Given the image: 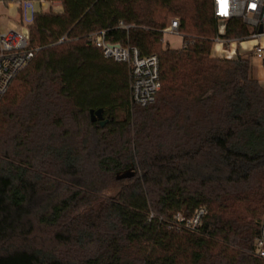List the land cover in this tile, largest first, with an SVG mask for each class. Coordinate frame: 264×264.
I'll return each mask as SVG.
<instances>
[{"label": "trees", "instance_id": "trees-1", "mask_svg": "<svg viewBox=\"0 0 264 264\" xmlns=\"http://www.w3.org/2000/svg\"><path fill=\"white\" fill-rule=\"evenodd\" d=\"M175 17L184 45L162 49ZM100 30L159 57L152 104L131 105ZM29 31L38 50L0 101V264H264V84L248 57L212 55V0H61ZM248 33L233 17L223 37ZM200 207L196 228L177 221Z\"/></svg>", "mask_w": 264, "mask_h": 264}, {"label": "built area", "instance_id": "built-area-1", "mask_svg": "<svg viewBox=\"0 0 264 264\" xmlns=\"http://www.w3.org/2000/svg\"><path fill=\"white\" fill-rule=\"evenodd\" d=\"M60 5L61 0H0L1 7L15 8L17 14L16 28L8 27L4 31L0 30V101L12 80L29 64L38 50L30 44L29 26L35 15L45 8H47L45 11H56ZM212 7L218 24L212 46L214 56L233 59L238 52L249 51L255 57H264V0H212ZM233 17L240 18L249 33L243 39L230 41L228 49H225L226 39L223 37L225 26ZM178 25V19L173 18L162 29V33L175 34L182 38ZM119 27L126 30L129 28L123 22H120ZM88 38L94 46L101 49L105 58L126 64L131 105L146 107L155 101L161 88L160 60L156 54L141 55L134 46L111 42L106 39L105 30L91 32ZM183 45L182 39L178 48H182ZM205 213V208L200 207L192 216L184 218L181 214H177L176 219L182 226L194 229L201 224ZM255 254L259 258H264V211L255 239Z\"/></svg>", "mask_w": 264, "mask_h": 264}, {"label": "rangeland", "instance_id": "rangeland-1", "mask_svg": "<svg viewBox=\"0 0 264 264\" xmlns=\"http://www.w3.org/2000/svg\"><path fill=\"white\" fill-rule=\"evenodd\" d=\"M38 7V6H37ZM47 8L43 9L45 11ZM57 10L60 9V6L56 8ZM38 10H40L38 8ZM17 14H16V9L15 8H10V9H4L3 7L0 6V30L4 31L6 28H16V19ZM176 18V17H175ZM168 19L166 26L170 23L172 20ZM217 29H218V24H217ZM215 38V37H214ZM226 43L224 45L225 49H228V44L230 41H234V38H225ZM182 41V38L178 35L175 34H170V33H162V38L160 40V47L162 49H166L167 47L173 48V49H178V46L180 45ZM264 41V39H263ZM236 45H238L236 43ZM238 52V50H237ZM238 54L246 56L250 59L251 66H252V74L254 77L262 84H264V66H263V58H258L252 55L251 52L249 51H241L238 52ZM213 55V54H212ZM214 56V55H213ZM217 57V56H214ZM116 117L121 120L125 119L126 117V110L123 108H120V110L117 111ZM117 185H112L108 189L102 192V195L105 197L113 196L117 193Z\"/></svg>", "mask_w": 264, "mask_h": 264}, {"label": "water", "instance_id": "water-1", "mask_svg": "<svg viewBox=\"0 0 264 264\" xmlns=\"http://www.w3.org/2000/svg\"><path fill=\"white\" fill-rule=\"evenodd\" d=\"M103 114H104V110L102 108H98V109H95V110L94 109H90L89 110L90 120L92 122L98 121L101 126H103L108 120L106 117H104ZM133 175H134V170L131 167V168L126 169V170H124L122 172H118L116 174L115 178L117 180H119V179L130 178Z\"/></svg>", "mask_w": 264, "mask_h": 264}, {"label": "flooded vegetation", "instance_id": "flooded-vegetation-1", "mask_svg": "<svg viewBox=\"0 0 264 264\" xmlns=\"http://www.w3.org/2000/svg\"><path fill=\"white\" fill-rule=\"evenodd\" d=\"M104 115V114H103ZM105 117V116H104Z\"/></svg>", "mask_w": 264, "mask_h": 264}]
</instances>
